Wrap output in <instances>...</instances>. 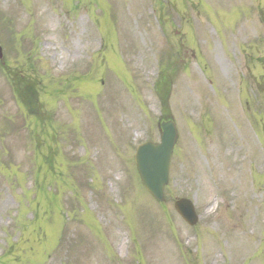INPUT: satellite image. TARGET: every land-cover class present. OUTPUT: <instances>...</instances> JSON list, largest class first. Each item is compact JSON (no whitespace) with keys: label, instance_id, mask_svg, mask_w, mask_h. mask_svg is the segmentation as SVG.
Listing matches in <instances>:
<instances>
[{"label":"rangeland","instance_id":"374dc122","mask_svg":"<svg viewBox=\"0 0 264 264\" xmlns=\"http://www.w3.org/2000/svg\"><path fill=\"white\" fill-rule=\"evenodd\" d=\"M0 44L41 104L0 68V264H264V0H0ZM164 102L157 201L134 153Z\"/></svg>","mask_w":264,"mask_h":264},{"label":"water","instance_id":"95a60500","mask_svg":"<svg viewBox=\"0 0 264 264\" xmlns=\"http://www.w3.org/2000/svg\"><path fill=\"white\" fill-rule=\"evenodd\" d=\"M2 57L3 49L0 45V58ZM161 128L159 142L146 141L138 146L135 154L143 184L159 200L164 198V189L170 179L171 160L178 138V129L173 120L163 121ZM175 207L188 223H197L198 214L190 199L177 200Z\"/></svg>","mask_w":264,"mask_h":264},{"label":"trees","instance_id":"16d2710c","mask_svg":"<svg viewBox=\"0 0 264 264\" xmlns=\"http://www.w3.org/2000/svg\"><path fill=\"white\" fill-rule=\"evenodd\" d=\"M3 65V64H2ZM168 69H164L160 79L157 81V88L158 90L164 88L167 80H168V75H169V70ZM13 82L16 86L17 92L20 95V97L23 99V101L29 102L28 99H26L27 97H31V95H28L29 92V87L31 86V84H33L30 79L25 78V77H16V75H13ZM31 99V98H29ZM31 107V106H30Z\"/></svg>","mask_w":264,"mask_h":264}]
</instances>
